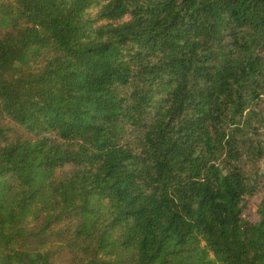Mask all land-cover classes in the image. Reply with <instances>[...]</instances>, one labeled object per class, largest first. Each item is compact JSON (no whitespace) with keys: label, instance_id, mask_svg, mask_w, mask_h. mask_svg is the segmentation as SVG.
<instances>
[{"label":"trees","instance_id":"16d2710c","mask_svg":"<svg viewBox=\"0 0 264 264\" xmlns=\"http://www.w3.org/2000/svg\"><path fill=\"white\" fill-rule=\"evenodd\" d=\"M263 96L264 0H0V264H264Z\"/></svg>","mask_w":264,"mask_h":264},{"label":"rangeland","instance_id":"374dc122","mask_svg":"<svg viewBox=\"0 0 264 264\" xmlns=\"http://www.w3.org/2000/svg\"><path fill=\"white\" fill-rule=\"evenodd\" d=\"M257 112H261V118L264 119V96L261 102L256 108ZM252 125L258 128V133L252 135L254 143L264 144V122L258 123L257 120H252ZM242 167L244 170L245 183L249 187L253 181V185L256 186L257 192L251 196L247 197V205L244 210V216L247 217L251 222L257 220L256 210L257 207L264 197V155L257 160H250L248 157L243 156Z\"/></svg>","mask_w":264,"mask_h":264}]
</instances>
